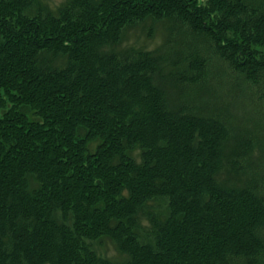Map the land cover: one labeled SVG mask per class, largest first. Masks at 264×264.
Wrapping results in <instances>:
<instances>
[{"label":"trees","instance_id":"trees-1","mask_svg":"<svg viewBox=\"0 0 264 264\" xmlns=\"http://www.w3.org/2000/svg\"><path fill=\"white\" fill-rule=\"evenodd\" d=\"M0 264H264V0H0Z\"/></svg>","mask_w":264,"mask_h":264},{"label":"rangeland","instance_id":"rangeland-1","mask_svg":"<svg viewBox=\"0 0 264 264\" xmlns=\"http://www.w3.org/2000/svg\"><path fill=\"white\" fill-rule=\"evenodd\" d=\"M47 1L52 7H55L63 0H47ZM159 41H160L159 35L154 36L152 39H149L145 37V35L139 32L138 30L137 31L132 30L129 33V36L127 37V39L122 43V46L125 47V46H129L130 44H132L133 46H141V47L146 46L147 48H149L151 46H154ZM256 100H259V98L255 97L254 102ZM238 109L241 112V109L240 108ZM243 114L245 115L244 116L245 120L250 118L248 116V113L244 112ZM254 116L255 115L252 114L253 120H255ZM30 117L32 118V115H30ZM93 245H94L95 250L104 256H107L109 258L116 259V260H120L123 258V255L118 253L113 243L107 239H103L102 241L94 243Z\"/></svg>","mask_w":264,"mask_h":264}]
</instances>
